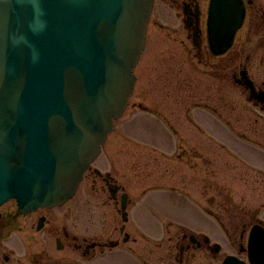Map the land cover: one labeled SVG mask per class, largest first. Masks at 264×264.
Here are the masks:
<instances>
[{
  "label": "water",
  "instance_id": "1",
  "mask_svg": "<svg viewBox=\"0 0 264 264\" xmlns=\"http://www.w3.org/2000/svg\"><path fill=\"white\" fill-rule=\"evenodd\" d=\"M153 3L0 0V201L30 211L75 194L129 103ZM223 8L210 27L232 41Z\"/></svg>",
  "mask_w": 264,
  "mask_h": 264
},
{
  "label": "rangeland",
  "instance_id": "2",
  "mask_svg": "<svg viewBox=\"0 0 264 264\" xmlns=\"http://www.w3.org/2000/svg\"><path fill=\"white\" fill-rule=\"evenodd\" d=\"M176 14L168 0H157L148 49L135 71L137 88L94 164L103 172L112 171L128 188L134 235L144 233L149 247L160 239L167 256L175 255L177 239L191 232L205 231L225 245L228 239L237 243L244 227L264 214V119L232 83L227 98L214 82L213 93L202 85L198 91L203 98L196 94L197 102L205 100V91L212 94L209 109L196 113L208 132L197 130L190 119V79L187 73L179 74L176 63L175 48L185 38L179 36ZM177 52L183 60L186 52ZM225 104L229 108L223 112ZM215 106L219 111H213ZM94 178L89 173L77 198L64 207L66 213L89 216L84 199ZM89 197L97 203L99 195ZM110 209L101 207L97 213L110 215ZM222 257L220 252L211 262L219 264ZM195 260L210 261L200 251Z\"/></svg>",
  "mask_w": 264,
  "mask_h": 264
},
{
  "label": "flooded vegetation",
  "instance_id": "3",
  "mask_svg": "<svg viewBox=\"0 0 264 264\" xmlns=\"http://www.w3.org/2000/svg\"><path fill=\"white\" fill-rule=\"evenodd\" d=\"M239 1L244 6V21L236 32L232 46L225 49L229 33L210 32L209 29L213 0H168L170 9L176 11L180 19L179 36H185L179 39L175 56L176 61L179 58L176 62L179 74L187 73L190 79L193 118L197 111H207L212 99V94L205 91V100L197 102L196 94L202 96L199 87L208 85L213 93L215 82L227 98L232 83L234 89L247 95L248 103L264 119V0ZM177 51L187 53L183 60H180ZM228 108L225 104L222 111L226 112ZM219 109L215 106L213 111ZM91 172L94 173V183L86 194L99 195V198L97 203L89 196L84 199L90 212L87 218L71 216L70 212L63 210L65 205L23 213L15 200L0 203V264H123V261L126 262L124 264H197L195 258L198 251L210 260L200 264H213L211 260L217 258L221 247L214 246L205 235H183L175 242L179 246L175 255H166V250L160 247V239L155 242L156 246L149 247L144 233L134 235L135 226L129 213L122 209L124 196L127 208L132 203L127 188L109 181L110 172L104 175L96 169ZM98 179L102 183H98ZM101 207H110L111 214H98L97 210ZM113 210L121 216V222ZM125 212L126 221L123 220ZM256 224L261 227L258 246L251 249L249 238ZM263 237L264 214L244 227L237 243L227 240L222 263L227 256L234 255L240 264H264ZM173 238L170 237V240L173 241ZM140 239L142 243H139ZM185 239L189 242L186 243ZM144 241L147 242L143 244Z\"/></svg>",
  "mask_w": 264,
  "mask_h": 264
}]
</instances>
